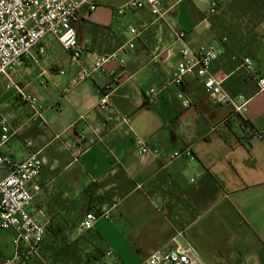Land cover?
I'll return each instance as SVG.
<instances>
[{
	"label": "crops",
	"instance_id": "0c3cea01",
	"mask_svg": "<svg viewBox=\"0 0 264 264\" xmlns=\"http://www.w3.org/2000/svg\"><path fill=\"white\" fill-rule=\"evenodd\" d=\"M188 2L191 29L137 19L147 28L122 57L125 63L107 64L82 83L70 85L78 69L70 63L60 67L63 57L55 45L61 44L52 37L41 41L44 56L32 52L37 62L24 59L0 75L11 92L0 98V113L11 127L24 126L21 137L0 147V154L24 161L28 151L23 142H33L31 151H38L45 164L35 180L39 190L30 186L31 207L48 213L45 239L56 235L89 260L102 256L98 264H109L105 256L112 264L140 256L146 264L153 251H171L176 245L191 246L198 264L264 260V138L258 135L264 131V89L257 87L264 77V0ZM212 2L219 3V11L204 21ZM140 12L145 18L150 11L144 7ZM86 13V8L78 12L74 30L85 46L83 65L89 68L96 57L115 52L130 36L127 29L116 34L104 24L93 26L83 39ZM174 31L184 32L183 41ZM210 43H219L210 71L223 79L222 89L236 104L244 102L242 116L230 106L211 103L198 78H187L180 87L169 84L179 50ZM243 58L252 61L248 71ZM9 81L35 96L45 110V125L30 121L32 109L12 86L7 88ZM106 86L114 90L113 108L101 112L97 103ZM149 89L156 91L150 107L143 104ZM179 92L188 100L186 107ZM135 136L157 150L158 158L137 156ZM186 148L193 160L168 162L169 154ZM6 173L3 168L0 177ZM80 203L82 213L70 226L67 221ZM90 211L107 212V217L78 235V225ZM41 261L45 264L42 253ZM35 262L41 264H28Z\"/></svg>",
	"mask_w": 264,
	"mask_h": 264
},
{
	"label": "built area",
	"instance_id": "2783aa9c",
	"mask_svg": "<svg viewBox=\"0 0 264 264\" xmlns=\"http://www.w3.org/2000/svg\"><path fill=\"white\" fill-rule=\"evenodd\" d=\"M144 7H148L154 22L164 19L161 0H127L124 6L115 11V15L122 16L125 8L136 11ZM84 8L87 12L94 11L96 9L95 0H0V75H6L9 71L16 69L24 59H32L33 51H36L39 56H44L45 51L40 44L45 37L55 38L69 56L70 65L78 69L70 85L82 83L91 78L93 74L98 75L107 64L112 62L123 65L125 60L122 57L128 51L133 50L135 40L139 38L147 25L140 24L127 29L130 36L128 43L118 47L115 52L96 57L91 66L86 68L82 61L85 46L79 43L74 30V24L79 19L78 12ZM218 11L219 3H210L203 18L204 21ZM174 34L177 40L183 41V31H174ZM222 41L225 42V39ZM218 49L219 43L200 45L195 49L185 46L181 48L178 52L179 60L169 84L180 87L185 79L198 78L202 81L204 93L211 103L230 106L233 113L242 116L244 102L236 104L234 99L222 89L223 79H219L210 71V66L218 58ZM33 60L37 62L36 58ZM242 67L248 71L252 67V61L249 58H243ZM110 75L113 76V72ZM10 86L16 90L19 99L32 109L33 115L30 121L39 120L42 126L45 125L42 117L45 110L35 96L26 94L22 88L12 82L7 88ZM257 87L259 90L264 89V77L258 80ZM112 92L114 90L109 86L105 87V92L97 103L99 111L108 112L113 108ZM155 95L154 89L147 90L144 93L143 104L148 107L152 106L156 100ZM177 97L183 99V107L188 105V100L184 99L183 93L179 92ZM123 121L128 124L127 118ZM23 130V125L16 128L11 127L6 117L0 113V147L6 145L12 138H20ZM258 135L260 139H263L264 131ZM133 143L137 156L146 158L147 161L158 158L159 152L150 149L142 138L135 136ZM23 144L28 151V156L24 161H13L10 157L0 154V171L3 168L7 170L6 176L0 177V231L13 234L12 253L6 257L4 250L0 248V264H28L32 260L41 261V245L46 237L49 222L39 209L31 207L34 195L30 191V186L34 191L39 190L35 180L45 162L40 158L38 151H31L33 147L31 140H26ZM192 154L191 149L186 148L169 154L167 159L168 162L179 157L193 160ZM100 217L106 218L107 212L99 214L92 211L87 212L78 225L77 234L81 235L92 229ZM107 255L111 256V253L108 252ZM146 263L198 264V259L191 246L176 245L171 251L165 252L161 249L153 251L146 259Z\"/></svg>",
	"mask_w": 264,
	"mask_h": 264
},
{
	"label": "rangeland",
	"instance_id": "374dc122",
	"mask_svg": "<svg viewBox=\"0 0 264 264\" xmlns=\"http://www.w3.org/2000/svg\"><path fill=\"white\" fill-rule=\"evenodd\" d=\"M188 1L189 0H161V9L162 11H164V20H158L157 21L158 24L159 25L164 24L167 27H171V28H176L181 26L187 30L191 29L192 25L191 22L189 21L188 16L193 12L189 7ZM126 2L127 0H95L96 9L92 12L85 14L86 17L85 19H87V21L83 22V27L85 24V28L82 29L83 39L89 38L90 35L89 30H91V28L95 25L103 26L105 24L107 26H111L112 27L111 29H113L116 34H120L123 33L125 29H128L129 26L137 27L138 26L137 19H143V20L145 19L146 21L152 19L149 13L146 14L144 18L140 10L132 11V9L129 8H125L122 16H116L115 11H117L119 8L124 6ZM219 16L218 19L216 20V23L220 22ZM75 29L78 30L77 28ZM55 46L59 54H61V56L63 57L60 67L62 69H66L70 63L68 59L69 57L64 55L65 53L62 51L58 43H56ZM10 93H11L10 91H6L5 82L0 78L1 100L5 99L6 97H9ZM81 205H82L81 203L80 205H74L75 211L73 210L70 218L67 221V223L70 226L77 222L78 217L82 213ZM40 211L47 218L48 213L46 212V210L44 208H41ZM62 217L65 218L64 215ZM11 238H13L12 233L0 231V248L4 250L6 257L10 256L12 253ZM51 238H52V234L49 233L47 235V238L45 239L44 244H47ZM74 253L80 257L81 261H83L85 258L88 257V254L83 253L82 251L79 250L74 251ZM43 258L45 264H53L45 259V254H43ZM99 258H102V256H100ZM111 259L112 258H108V256H105L104 258V260L107 261L109 264H112ZM142 259H143L142 257L136 256V258L132 262L127 264H145ZM98 260L90 259L86 264H98ZM40 263L43 264L42 261H40ZM35 264H38V262H35Z\"/></svg>",
	"mask_w": 264,
	"mask_h": 264
},
{
	"label": "trees",
	"instance_id": "16d2710c",
	"mask_svg": "<svg viewBox=\"0 0 264 264\" xmlns=\"http://www.w3.org/2000/svg\"><path fill=\"white\" fill-rule=\"evenodd\" d=\"M73 248V244H66L56 235L52 234V238L47 244L42 243L41 253L45 254V259L53 264H86L90 257L81 261L80 257L74 253ZM96 259L98 260V258ZM262 264H264V260Z\"/></svg>",
	"mask_w": 264,
	"mask_h": 264
}]
</instances>
